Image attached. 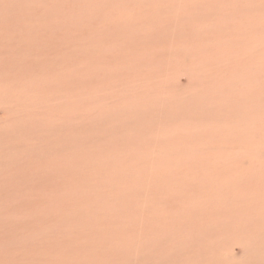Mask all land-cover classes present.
Returning a JSON list of instances; mask_svg holds the SVG:
<instances>
[{
	"label": "rangeland",
	"instance_id": "1",
	"mask_svg": "<svg viewBox=\"0 0 264 264\" xmlns=\"http://www.w3.org/2000/svg\"><path fill=\"white\" fill-rule=\"evenodd\" d=\"M1 173L0 264H264V0H0Z\"/></svg>",
	"mask_w": 264,
	"mask_h": 264
},
{
	"label": "bare ground",
	"instance_id": "2",
	"mask_svg": "<svg viewBox=\"0 0 264 264\" xmlns=\"http://www.w3.org/2000/svg\"><path fill=\"white\" fill-rule=\"evenodd\" d=\"M220 3V2H219ZM87 6V5H86ZM93 6L95 7V8H97L96 7V4H93ZM101 8H103L101 11H102V17H105L106 16V13L107 12H110L109 10H108V8H106V7H101ZM89 9V8H88ZM91 10V14H90V16H89V18L88 19H90L91 17H93V15L96 13V9H90ZM107 17V16H106ZM128 17H131V16H128ZM89 21V20H88ZM114 21L115 22H112V23H110V24H108L107 26H105L103 29H102V31L106 34V35H108V36H110V37H112V38H114V39H112L109 43H108V45H113L115 42H117L118 40H120L121 41V38L122 37H127V40L126 41H121L122 43H124V44H132V40L131 39H129L128 37H129V35H128V32L125 30V28H122V27H120L119 25H117L118 23H119V20L118 19H114ZM89 23H91L92 24V22L90 21ZM116 31H118V34H116ZM85 35V34H84ZM83 36V35H82ZM133 45V44H132ZM71 49V46H69L68 47V51L67 52H69V50ZM127 57V59L130 57L129 56V54L126 56ZM68 58H72L71 56L70 57H68ZM72 60V62H75L76 63V61L72 58L71 59ZM39 69L40 70H42V71H46V69H45V67L44 66H40L39 67ZM52 72V74H53V70L51 71ZM63 74L61 73V74H58L57 76H62ZM83 84V83H82ZM88 85V84H87ZM97 89L98 88H100V85L99 84H97ZM86 90H87V88H86ZM61 100H59V99H56L54 102L56 103V104H58L59 102H60ZM140 110V109H139ZM124 113V112H123ZM123 113H121L120 114V117H121V119H122V121L123 120H126V117L124 116V114ZM143 114L139 117V119H141V120H144V121H142L141 122V124H140V126H137L136 128H135V130L136 131H141L142 129H143V127L145 126V123L147 122V121H145V119H142V118H146V117H152L155 113L154 112H152L150 115L148 114V113H146V112H142ZM126 115H127V113H125ZM159 118V117H158ZM163 119V118H162ZM164 121V119L162 120V122ZM134 125H135V123H134ZM153 126L154 125H152L151 127L153 128ZM151 128V129H152ZM141 129V130H140ZM63 136L65 137V135L63 134ZM67 141H70V140H68V139H66ZM32 152H34V150H32ZM35 152H37V151H35ZM33 165V166H32ZM19 169H15V170H12L10 173H9V176L15 181V182H17V183H20L21 181H22V179H18V178H22V177H25L26 178V180H28L27 178H30L29 176H32L33 175V177L35 178V179H37L38 177H40L41 175L40 174H42L43 172H41L40 173V167L39 166H36L35 164H28L27 166H25V167H23V166H21V167H18ZM39 169V170H38ZM22 173H24V176H22ZM6 176H7V174H5V173H1L0 174V189H2V188H5V178H6ZM48 178H44V180H43V182H45V184L48 182V180H47ZM29 186H30V184H29ZM45 242V241H44ZM102 246V245H101ZM31 247L33 248V249H35V250H42V251H45L46 250V248H45V246L40 242V243H34V244H31ZM73 247V246H72ZM81 247V246H80ZM59 248V247H58ZM74 248V247H73ZM24 250V249H23ZM77 250V249H76ZM16 253H18V254H21V249H20V247H17L16 248ZM61 251V250H60ZM84 252V251H83ZM95 253H97V252H95ZM94 253V254H95Z\"/></svg>",
	"mask_w": 264,
	"mask_h": 264
}]
</instances>
